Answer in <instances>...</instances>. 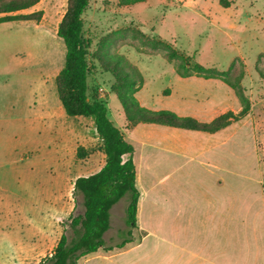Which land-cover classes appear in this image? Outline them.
<instances>
[{"label": "rangeland", "instance_id": "374dc122", "mask_svg": "<svg viewBox=\"0 0 264 264\" xmlns=\"http://www.w3.org/2000/svg\"><path fill=\"white\" fill-rule=\"evenodd\" d=\"M226 1L228 8L219 0H89L83 14L90 42L88 93L106 104L123 134L134 128L131 98L141 107L178 110L198 121L248 106L216 140L222 141L220 155L246 162L255 179L264 173V0ZM67 7L68 0H40L23 12L41 11L39 21L0 23V264L43 262L69 230L72 215L83 211L81 198L73 195L75 180L102 163L93 119L68 116L57 94L66 57L57 33ZM172 49L177 60L167 57ZM182 58L226 72L236 89L220 80L181 78L176 64ZM177 132L174 140L198 139ZM151 140L170 144L159 134ZM132 146L139 166L151 167L156 149ZM176 160L174 167L157 168L158 175L179 167L180 178L186 158L179 154ZM128 202L125 196L112 210L104 236L109 246L128 237ZM145 233L133 229V244L100 250L79 264H139L131 258L140 252L128 254ZM157 251L154 258L163 252Z\"/></svg>", "mask_w": 264, "mask_h": 264}, {"label": "crops", "instance_id": "0c3cea01", "mask_svg": "<svg viewBox=\"0 0 264 264\" xmlns=\"http://www.w3.org/2000/svg\"><path fill=\"white\" fill-rule=\"evenodd\" d=\"M175 113L192 117L178 110ZM218 116L199 122H211ZM226 128L205 133L139 123L123 134L130 144L156 149L150 156L155 160L153 165L145 170L139 166L134 149L136 186L140 192L135 229L146 233L128 254L140 252L131 259H139V264H264V173L254 179L246 162H232L220 155L222 141L216 139ZM173 131L193 133L198 139L188 143L174 140ZM155 134L170 144H152ZM179 154L186 158L180 167L184 166L181 177H176L179 167L158 175L157 168L176 166ZM105 160L103 153L101 166L94 173L104 166ZM95 166L94 162L91 167ZM133 240L128 245L135 242L134 236ZM157 250L163 252L154 258Z\"/></svg>", "mask_w": 264, "mask_h": 264}, {"label": "trees", "instance_id": "16d2710c", "mask_svg": "<svg viewBox=\"0 0 264 264\" xmlns=\"http://www.w3.org/2000/svg\"><path fill=\"white\" fill-rule=\"evenodd\" d=\"M126 4L145 0H122ZM40 0H0V23L39 21L42 12L23 13L32 9ZM224 8L230 7L226 0H219ZM89 0H68L67 11L59 25L58 36L66 46L65 64L56 77L57 94L66 114L70 117H89L94 121L97 135L102 141L106 156L104 166L87 177H79L74 183L73 195L81 198L83 211L72 215L69 230L59 239L53 252L40 264H79L80 259L99 252L123 249L132 243V230L137 227V211L140 192L136 186V168L133 161L134 147L121 130L108 117L106 104L88 93L90 42L84 37L83 14ZM167 57L177 60L172 49ZM190 58H182L176 64L177 74L183 78L200 77L215 79L236 89L228 80L226 72L206 68L199 63L190 64ZM243 98V96H240ZM132 127L139 123L159 124L179 129L216 133L239 121L248 112V106L238 113L232 111L216 117L211 122H199L192 117L179 116L170 110H151L137 104L131 98ZM131 115V114H130ZM125 196L129 202L126 208V224L130 227L128 237L120 243L109 246L105 234L111 228V211Z\"/></svg>", "mask_w": 264, "mask_h": 264}]
</instances>
